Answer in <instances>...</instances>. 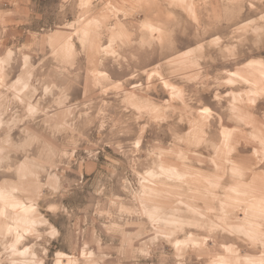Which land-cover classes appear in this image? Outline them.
<instances>
[{
	"label": "clouds",
	"instance_id": "1",
	"mask_svg": "<svg viewBox=\"0 0 264 264\" xmlns=\"http://www.w3.org/2000/svg\"><path fill=\"white\" fill-rule=\"evenodd\" d=\"M30 2L0 0V25ZM95 4L60 0L19 48L0 31V264H97L65 241L85 171L118 189L96 214L171 264H264V0Z\"/></svg>",
	"mask_w": 264,
	"mask_h": 264
},
{
	"label": "rangeland",
	"instance_id": "2",
	"mask_svg": "<svg viewBox=\"0 0 264 264\" xmlns=\"http://www.w3.org/2000/svg\"><path fill=\"white\" fill-rule=\"evenodd\" d=\"M106 2L107 0H96L93 14L99 15ZM3 8L7 10L9 5L5 4ZM62 20L60 0H31L26 5V11L23 15L12 18L5 17L2 25H0V31L4 32L6 46L15 45L19 48L21 45L33 42L34 39L43 38L45 34H51ZM104 42L107 43V40ZM206 64L212 69L216 67L211 59ZM109 65L115 71V66L111 65L110 61ZM128 71L130 69L127 67L123 69V73ZM224 131L227 134V129ZM82 155V153H78V156ZM101 155L103 156V153ZM88 166L89 162L85 161V170ZM75 167L73 165V170ZM73 174L74 172H70L69 176ZM85 180L87 183L82 185L77 194L68 201L71 216L64 224L66 242L72 241L76 233L79 232L78 242L89 244L90 250L95 253L97 264H171L172 249L152 246L149 242L150 238L141 234L140 228L134 221L128 218L124 220L110 219L108 216L96 214L98 206L101 211H106L107 198L118 192L117 188L109 185L105 199H99L94 195V189L107 183L105 176L99 175L93 180L85 171ZM180 243H184V241H180ZM143 248L150 249L151 257L149 259L139 255ZM188 259L194 264V255L190 254Z\"/></svg>",
	"mask_w": 264,
	"mask_h": 264
}]
</instances>
